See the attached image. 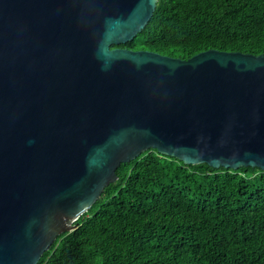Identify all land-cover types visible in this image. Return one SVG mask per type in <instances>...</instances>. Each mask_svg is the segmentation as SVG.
<instances>
[{
  "label": "water",
  "instance_id": "water-1",
  "mask_svg": "<svg viewBox=\"0 0 264 264\" xmlns=\"http://www.w3.org/2000/svg\"><path fill=\"white\" fill-rule=\"evenodd\" d=\"M158 0H0V264H37L149 149L264 170V53L120 46Z\"/></svg>",
  "mask_w": 264,
  "mask_h": 264
},
{
  "label": "trees",
  "instance_id": "trees-1",
  "mask_svg": "<svg viewBox=\"0 0 264 264\" xmlns=\"http://www.w3.org/2000/svg\"><path fill=\"white\" fill-rule=\"evenodd\" d=\"M116 46L184 59L211 48L261 54L264 0H158L145 28ZM117 174L37 264H264L261 168L149 149Z\"/></svg>",
  "mask_w": 264,
  "mask_h": 264
},
{
  "label": "rangeland",
  "instance_id": "rangeland-1",
  "mask_svg": "<svg viewBox=\"0 0 264 264\" xmlns=\"http://www.w3.org/2000/svg\"><path fill=\"white\" fill-rule=\"evenodd\" d=\"M79 226L83 229H86L88 227V225L85 222H81Z\"/></svg>",
  "mask_w": 264,
  "mask_h": 264
}]
</instances>
